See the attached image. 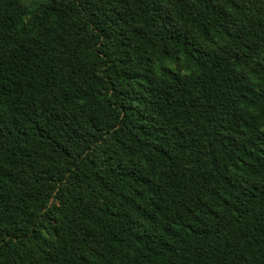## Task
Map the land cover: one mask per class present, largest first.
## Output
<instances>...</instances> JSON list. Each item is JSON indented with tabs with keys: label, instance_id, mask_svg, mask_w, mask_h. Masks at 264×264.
<instances>
[{
	"label": "trees",
	"instance_id": "16d2710c",
	"mask_svg": "<svg viewBox=\"0 0 264 264\" xmlns=\"http://www.w3.org/2000/svg\"><path fill=\"white\" fill-rule=\"evenodd\" d=\"M0 264H264V0H0Z\"/></svg>",
	"mask_w": 264,
	"mask_h": 264
},
{
	"label": "rangeland",
	"instance_id": "374dc122",
	"mask_svg": "<svg viewBox=\"0 0 264 264\" xmlns=\"http://www.w3.org/2000/svg\"><path fill=\"white\" fill-rule=\"evenodd\" d=\"M41 0H23V2L25 3V5L28 8H32L34 7L38 2H40Z\"/></svg>",
	"mask_w": 264,
	"mask_h": 264
}]
</instances>
